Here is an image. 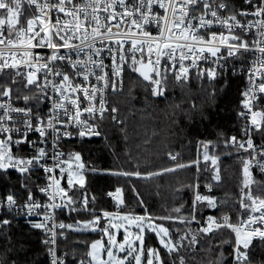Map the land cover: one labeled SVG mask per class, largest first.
<instances>
[{"label": "snow or ice", "instance_id": "snow-or-ice-1", "mask_svg": "<svg viewBox=\"0 0 264 264\" xmlns=\"http://www.w3.org/2000/svg\"><path fill=\"white\" fill-rule=\"evenodd\" d=\"M186 60L191 63L186 65ZM126 72L138 74L155 97L164 96L170 78L185 84L192 75L200 81L207 78L213 104L217 91L228 88L230 76L245 78L237 113L245 121L241 136L221 133L219 143L199 142L203 159H211L214 166L219 157L209 155V146L222 144L228 154L248 153L239 157L245 179L236 223L229 214L220 220L210 215L198 229L189 227L199 224L197 203L217 207L213 196L199 193L186 215L183 204L172 208L176 216L149 212L136 182L163 178L193 164L199 168V159L182 163L178 154L169 152L176 161L173 166L142 171L139 160L128 154L124 164L86 168L81 151L65 150L74 138L107 141L105 129L123 123L108 97L123 93ZM253 133L258 134L256 141ZM112 155L116 157L114 149ZM252 167L264 173V0H0V178L18 174L21 189L18 194L10 187L0 195V264H22L18 248L24 246L12 235L21 215L44 234L41 243L50 264H68V251L60 254L57 243L58 235L67 236L57 229L99 231L106 237L78 241L86 248L83 256H73L77 264H187L186 255L200 243L198 235L221 229H229L234 238L224 237L208 264H264V197L252 195L250 186L260 183L252 179ZM89 172L123 179L143 214L98 211V195L86 187ZM213 179L220 181L219 167ZM123 192L117 187L106 195L115 199L117 208H126ZM65 210L83 211L90 218L58 223L57 214ZM33 216L42 219L36 222ZM177 223L185 230L173 229ZM121 228L124 235L118 240ZM152 238L158 247L147 245ZM221 245L229 246L227 253Z\"/></svg>", "mask_w": 264, "mask_h": 264}, {"label": "trees", "instance_id": "trees-1", "mask_svg": "<svg viewBox=\"0 0 264 264\" xmlns=\"http://www.w3.org/2000/svg\"><path fill=\"white\" fill-rule=\"evenodd\" d=\"M23 21V17H22ZM22 79V78H18ZM147 82H142L138 74L126 72L125 89L122 94L112 98V104L118 108L116 114L122 124H110L105 129L107 141L103 137L94 139L74 138L66 142L65 150H79L86 168L95 165L98 168H107L124 164L127 155L131 154L141 163V170L158 169L171 167L176 161H172L167 155L171 152L177 155V160L182 163H189L199 159V168L193 164L189 168L178 169L175 173L166 174L163 178H153L150 181H137V188L142 194L149 212L159 215L177 214L172 212L173 207L183 204L182 213L185 215L192 207L195 195L213 196L217 201V207L207 206V202L197 203V219L199 224L193 222L189 227L198 229L200 225L206 224L207 216H214L220 220L223 214H229L232 222H237V210L241 199V189L245 179L243 174V160L239 157H247L248 153L242 150H226L222 144L213 148L209 146V155L218 156L217 165H213L211 159H203L204 149L200 146V141H212L219 143L223 137L230 135L241 136L242 120L237 113L241 108V92L246 80L243 76H230L229 86L223 93L217 91L216 102L210 103L209 93L212 91L211 83L205 78L203 81L197 80L192 75L187 84L183 81L175 82L169 80V89L164 96L154 97L145 87ZM218 83V82H217ZM15 87V86H13ZM179 105V107H176ZM195 105V107H193ZM107 123V122H106ZM223 134V137L221 136ZM258 134L253 138L256 141ZM110 144L112 147H106ZM115 150L116 157L112 155ZM127 166V165H125ZM220 169V181L213 179L214 168ZM252 179L260 183H253L251 187L252 195L264 197V173H260L255 167L250 168ZM16 173H12L10 180L0 178V195L14 188L19 194L20 185L16 183ZM88 184L92 193L98 195V202L95 205L97 210L135 212L143 214L144 208L135 203L134 195L128 191L129 185L123 179L111 176L88 173ZM45 183V181H40ZM186 184L199 187H184ZM208 185H211L209 190ZM74 186L73 191L76 190ZM117 187H123L122 193L125 204L117 210L106 192H115ZM177 188L180 190L177 191ZM248 189L244 188V193ZM72 195V192H69ZM40 196V194H38ZM222 201L226 203H222ZM245 203H250L245 197ZM77 207H80L77 205ZM89 207L93 205L89 204ZM247 212L243 213L246 218ZM90 217L86 212L62 211L58 213V220L65 224H75L77 219L84 220ZM36 222L38 220L32 219ZM168 226L169 222H163ZM173 229L185 230L182 224H175ZM67 239L60 238L58 241L59 252L68 251V264H77L75 257L84 255L86 246L78 241H93L96 238H104L97 231L96 235L77 233L73 230L65 229ZM14 240L23 244V248H18V259L22 264H48V255L45 246L41 243L44 234L41 230L31 228L26 219L18 218V223L12 229ZM224 237L234 238L229 229H221L219 232L213 231L207 235L200 233L198 240L200 243L195 251H190L186 255L187 264H208L215 259L219 249L217 244ZM173 239H179V234L173 232ZM186 243V242H185ZM148 246L158 247L155 238L147 240ZM227 253L229 246L221 245ZM203 249V250H202ZM211 249L212 251H207ZM163 255V252H162ZM194 258V259H193ZM256 259L260 256L257 254Z\"/></svg>", "mask_w": 264, "mask_h": 264}, {"label": "built area", "instance_id": "built-area-1", "mask_svg": "<svg viewBox=\"0 0 264 264\" xmlns=\"http://www.w3.org/2000/svg\"><path fill=\"white\" fill-rule=\"evenodd\" d=\"M25 2H26V0H25ZM237 3L239 4V0H237ZM61 16H63V14H61ZM22 19V18H21ZM23 22V21H22ZM225 34H227L226 33V30H225ZM37 51H44V50H41V49H37ZM140 54L139 53H137V56H139ZM107 62V61H106ZM191 63V61H185V64L187 65V64H190ZM199 63L201 64V65H203V61H199ZM194 71L195 70H192V72L194 73ZM125 75H126V73H125ZM124 89H125V79H124ZM118 95H120V93H117V94H115V95H109V97H108V99H109V102H110V105L112 104V98L113 97H115V96H118ZM155 97V96H154ZM157 98V97H156ZM21 105H22V102H21ZM241 119V118H240ZM242 120V119H241ZM245 123V121L244 120H242V124H244ZM243 126V125H242ZM254 134L255 133H253V136H254ZM36 137H35V135H33V139H35ZM94 138H99V137H92L91 139H94ZM78 139H80V138H78ZM83 139H88L87 137H85V138H83ZM67 176V173H65V177ZM65 183H66V181L65 180H62L61 181V186H65ZM39 198H40V202L41 203H44V202H46V198L43 196V194H40V196H38ZM109 197V196H108ZM109 199L112 201V203H113V205L115 206V208L117 209V210H119L120 209V207L119 208H117V205H116V201H115V199L113 198V197H109ZM57 202H59V201H57ZM65 211H67V212H69L68 210H65ZM256 215H258V213H256ZM19 218H23V219H26L23 215H21ZM31 219H36V220H38V222L42 219V217H39V216H33V217H31ZM56 220H57V222L59 223L60 221L58 220V214H57V216H56ZM64 230L65 229H63V230H61V229H57V232L59 233V232H61V231H63L64 232ZM234 235V234H233ZM60 238H63V237H59V235H58V240H57V243H58V241H59V239ZM60 254H62V253H60ZM48 264H50V257L48 256Z\"/></svg>", "mask_w": 264, "mask_h": 264}, {"label": "rangeland", "instance_id": "rangeland-1", "mask_svg": "<svg viewBox=\"0 0 264 264\" xmlns=\"http://www.w3.org/2000/svg\"><path fill=\"white\" fill-rule=\"evenodd\" d=\"M76 167V164L75 163H72V168H75ZM250 171H251V169H250ZM117 223H118V221H117ZM133 232L135 231V229H131ZM75 232V231H74ZM77 233H81V232H77ZM83 233H85V234H92V235H96L97 234V232H91V231H85V232H83ZM123 235H124V229L123 228H121L120 229V231H119V233L117 234V239L118 240H121L122 239V237H123ZM96 239H101V238H96ZM104 239V238H103Z\"/></svg>", "mask_w": 264, "mask_h": 264}]
</instances>
